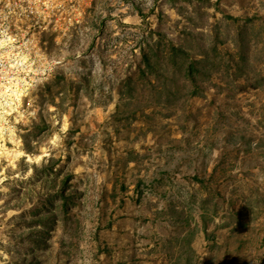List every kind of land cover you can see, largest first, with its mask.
Instances as JSON below:
<instances>
[{
  "label": "rangeland",
  "instance_id": "374dc122",
  "mask_svg": "<svg viewBox=\"0 0 264 264\" xmlns=\"http://www.w3.org/2000/svg\"><path fill=\"white\" fill-rule=\"evenodd\" d=\"M0 264H264V0H0Z\"/></svg>",
  "mask_w": 264,
  "mask_h": 264
},
{
  "label": "trees",
  "instance_id": "16d2710c",
  "mask_svg": "<svg viewBox=\"0 0 264 264\" xmlns=\"http://www.w3.org/2000/svg\"><path fill=\"white\" fill-rule=\"evenodd\" d=\"M180 55V52L179 51H176V55L174 56L175 58H173L175 61H176V63H180L179 62V59L181 58H177L178 56ZM149 62L148 63H151L150 61H151V57H147L146 58ZM157 66V64H152V67L153 68H155Z\"/></svg>",
  "mask_w": 264,
  "mask_h": 264
}]
</instances>
